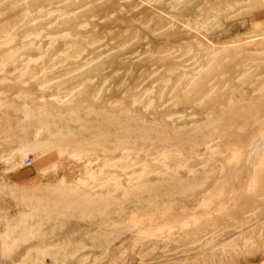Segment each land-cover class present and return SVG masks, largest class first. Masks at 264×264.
<instances>
[{
  "label": "rangeland",
  "instance_id": "obj_1",
  "mask_svg": "<svg viewBox=\"0 0 264 264\" xmlns=\"http://www.w3.org/2000/svg\"><path fill=\"white\" fill-rule=\"evenodd\" d=\"M0 264H264V0H0Z\"/></svg>",
  "mask_w": 264,
  "mask_h": 264
}]
</instances>
